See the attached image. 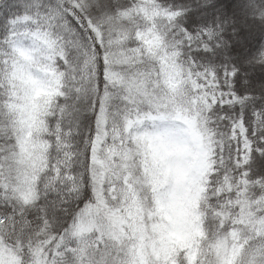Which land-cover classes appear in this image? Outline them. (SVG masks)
<instances>
[{
  "label": "snow or ice",
  "instance_id": "snow-or-ice-1",
  "mask_svg": "<svg viewBox=\"0 0 264 264\" xmlns=\"http://www.w3.org/2000/svg\"><path fill=\"white\" fill-rule=\"evenodd\" d=\"M0 264H264V0H0Z\"/></svg>",
  "mask_w": 264,
  "mask_h": 264
}]
</instances>
